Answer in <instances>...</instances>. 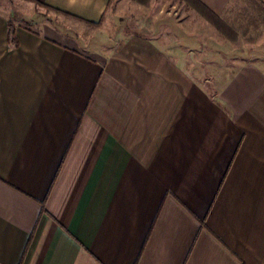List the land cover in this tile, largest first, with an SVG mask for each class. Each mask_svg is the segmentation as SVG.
<instances>
[{
  "label": "crops",
  "instance_id": "0c3cea01",
  "mask_svg": "<svg viewBox=\"0 0 264 264\" xmlns=\"http://www.w3.org/2000/svg\"><path fill=\"white\" fill-rule=\"evenodd\" d=\"M22 1L65 21L0 10V264H264V45L221 61L264 0H172L154 36Z\"/></svg>",
  "mask_w": 264,
  "mask_h": 264
},
{
  "label": "rangeland",
  "instance_id": "374dc122",
  "mask_svg": "<svg viewBox=\"0 0 264 264\" xmlns=\"http://www.w3.org/2000/svg\"><path fill=\"white\" fill-rule=\"evenodd\" d=\"M174 1V0H173ZM172 0H158V5L154 6H148V7H141V6H135L138 4H135L136 1L134 0H121L116 6H113L110 9V13H113L115 16L113 22L111 24H108L106 21H104L99 27L103 29L106 32H111V34L116 33L117 31H123V26L125 25L127 27V31L129 32H135L139 31L140 33H143L145 35L154 36L159 28L162 27H168L171 22H177L180 21L183 17V7L180 6V4L174 3ZM28 3L26 1L22 0H0V10L9 16V18L14 23L21 24L23 26H31L32 28L36 30H42V27L44 24H52L54 26H61L56 25L54 22L56 21H65L62 16H59L53 12H50L51 10L46 8L42 9L41 5H37L36 3ZM137 3V2H136ZM36 4V5H35ZM149 4V3H147ZM45 8V7H43ZM244 8V7H243ZM236 12H239V14L244 9H240L238 7L235 8ZM36 13V14H34ZM44 14L42 18H39L40 15ZM37 15L38 17H35ZM44 17V18H43ZM112 17V16H109ZM107 17V18H109ZM250 17V16H247ZM35 19H39L38 21H42L40 23H30L29 20L33 21ZM106 18V19H107ZM128 18V19H127ZM158 20V24H156V21ZM126 21L125 24H123ZM123 22V23H122ZM160 22L163 23L159 24ZM65 23V22H64ZM67 24V23H66ZM51 26V25H50ZM68 27L72 28L70 24H67ZM226 30L230 31L232 30L234 32V27L230 25H225ZM121 27V28H120ZM159 27V28H158ZM167 30H170L167 28ZM128 32V33H129ZM226 33V32H225ZM224 33V35H225ZM260 33V34H259ZM170 35V33H168ZM100 36L95 39V43L100 40ZM100 42V41H99ZM236 41H233L232 46L224 47V51L221 54V61L222 58L230 59L234 57L235 53H238L239 56L242 53L243 55H246L247 48H251L257 44L264 45V33L261 29L259 31H254L250 34L248 38L245 40H240L237 43H234ZM229 43V41H228ZM215 47V46H213ZM221 49H223L221 47ZM241 54V55H242ZM219 58V57H218ZM218 63V62H217ZM217 75V72L210 73V76ZM209 76V78H211Z\"/></svg>",
  "mask_w": 264,
  "mask_h": 264
},
{
  "label": "trees",
  "instance_id": "16d2710c",
  "mask_svg": "<svg viewBox=\"0 0 264 264\" xmlns=\"http://www.w3.org/2000/svg\"><path fill=\"white\" fill-rule=\"evenodd\" d=\"M34 3H36L37 5H41L40 3H37V2H35L34 1ZM91 26H95V25H91ZM225 26V25H224ZM227 28H226V26H225V30H224V33H225V35H226V37H227V39L228 40H231L232 42L233 41H236V38H237V35H236V33L235 32H233L232 30H226Z\"/></svg>",
  "mask_w": 264,
  "mask_h": 264
}]
</instances>
